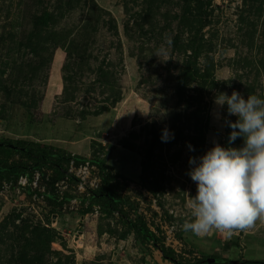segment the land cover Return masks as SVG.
Returning <instances> with one entry per match:
<instances>
[{
  "label": "rangeland",
  "instance_id": "374dc122",
  "mask_svg": "<svg viewBox=\"0 0 264 264\" xmlns=\"http://www.w3.org/2000/svg\"><path fill=\"white\" fill-rule=\"evenodd\" d=\"M233 91L264 98V0H0V143L101 162L128 218L182 263L264 259L259 221L230 238L182 230L189 158L243 146L214 102ZM0 164L29 163L1 152ZM89 171L77 182L45 166L32 195L0 180V264H171L87 200L102 186Z\"/></svg>",
  "mask_w": 264,
  "mask_h": 264
},
{
  "label": "clouds",
  "instance_id": "9594fccd",
  "mask_svg": "<svg viewBox=\"0 0 264 264\" xmlns=\"http://www.w3.org/2000/svg\"><path fill=\"white\" fill-rule=\"evenodd\" d=\"M214 102L226 105L227 113L237 118L228 122V140L242 138L243 146L216 143L198 161L189 158L193 167L188 175L195 182L196 194H188L192 218L182 224V230L197 237L219 232L230 238L254 228L257 221L264 223V98L250 94L245 99L233 91L220 93ZM170 138L164 129L162 141Z\"/></svg>",
  "mask_w": 264,
  "mask_h": 264
},
{
  "label": "trees",
  "instance_id": "16d2710c",
  "mask_svg": "<svg viewBox=\"0 0 264 264\" xmlns=\"http://www.w3.org/2000/svg\"><path fill=\"white\" fill-rule=\"evenodd\" d=\"M1 152L6 154H20L24 156L29 163L25 165L0 164V180L8 182L11 185H15L18 178L21 176H25L28 181L31 182L34 176V172H37L39 176L43 178L44 174L42 172V168L45 166L51 167L56 171V173L67 177L69 180L77 181L74 177L68 176L66 174L65 167L67 166L70 157H64L62 155L54 154L40 144L31 142L26 146L18 147L7 143H0V153ZM92 164L95 165L98 169V175L102 186L97 191L88 190L89 195L87 200L90 202L95 201L101 208H103L104 211L108 213H116L130 229L139 234L143 240L150 243L152 247L160 253L161 258L164 261H167L171 264H190L177 261L175 259L174 252L166 248L161 242H159L153 232H151L147 228V226L139 217H136L134 220L128 218L125 211L123 210V206H129V204L122 197L115 195L114 192L109 188L110 178L105 172L104 165L99 161H93ZM23 191L27 195H32L34 193L29 187L24 188ZM215 243L217 245L220 244V248H226L225 250H228L229 248H232V246L236 245V240H230L228 242H221L220 240H216ZM224 260L229 261V259L227 258H224ZM195 264L208 263L206 262V259H204L198 261ZM238 264H264V262L240 260L238 261Z\"/></svg>",
  "mask_w": 264,
  "mask_h": 264
},
{
  "label": "built area",
  "instance_id": "2783aa9c",
  "mask_svg": "<svg viewBox=\"0 0 264 264\" xmlns=\"http://www.w3.org/2000/svg\"><path fill=\"white\" fill-rule=\"evenodd\" d=\"M77 163H79V161H77L76 158H73V156L70 157V160H69V162H68V164L66 166L68 168V173H69L68 176L73 175L75 177H79V178L81 177L82 179H84L90 172L89 168H91V169H95L96 168L95 165L91 164L88 161L85 163V165L77 166ZM90 165H91V167H90ZM98 177H99V175H98ZM37 180H38V174L33 176V179H32L31 182H29L28 179L25 176H21V177L18 178L16 183H17V185H19L21 188L24 189L26 187H29L30 185L35 186ZM77 182H79V181L77 180ZM80 188L82 189L81 183H80ZM71 204L72 205L75 204V200H73L71 202Z\"/></svg>",
  "mask_w": 264,
  "mask_h": 264
},
{
  "label": "crops",
  "instance_id": "0c3cea01",
  "mask_svg": "<svg viewBox=\"0 0 264 264\" xmlns=\"http://www.w3.org/2000/svg\"><path fill=\"white\" fill-rule=\"evenodd\" d=\"M219 240H220V239H219ZM230 240H231V239H229V240H220V241H221V242H228V241H230ZM219 249H220V250H225L226 248H219ZM231 249H232V248H229V249L227 250V253L230 252ZM260 249H263V248H246V249H245V252L250 251V253L253 254V251H255V250H260ZM251 256H252V255H251ZM241 260H252V261H260V262H263L264 259H261V258H257V259H256V257H253V259H248V258H246V257L244 256Z\"/></svg>",
  "mask_w": 264,
  "mask_h": 264
},
{
  "label": "water",
  "instance_id": "95a60500",
  "mask_svg": "<svg viewBox=\"0 0 264 264\" xmlns=\"http://www.w3.org/2000/svg\"><path fill=\"white\" fill-rule=\"evenodd\" d=\"M206 262L208 264H212V263H219V264H238V261H233V260H229V261H225L224 259H220V258H207Z\"/></svg>",
  "mask_w": 264,
  "mask_h": 264
}]
</instances>
